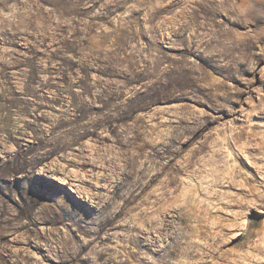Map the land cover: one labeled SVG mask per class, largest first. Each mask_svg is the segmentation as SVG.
<instances>
[{
  "label": "rangeland",
  "instance_id": "obj_1",
  "mask_svg": "<svg viewBox=\"0 0 264 264\" xmlns=\"http://www.w3.org/2000/svg\"><path fill=\"white\" fill-rule=\"evenodd\" d=\"M41 1L0 0V264H264V0ZM43 31L122 69L63 86Z\"/></svg>",
  "mask_w": 264,
  "mask_h": 264
},
{
  "label": "trees",
  "instance_id": "obj_2",
  "mask_svg": "<svg viewBox=\"0 0 264 264\" xmlns=\"http://www.w3.org/2000/svg\"><path fill=\"white\" fill-rule=\"evenodd\" d=\"M38 3L40 5V7H42V8L50 7L52 10H56V8L54 6H52V4H47L48 2L38 0ZM57 7H58L57 9H59V11L62 12L64 18L68 17V12L66 10H64V9H66L64 7H68V5H62V6H57ZM32 31H34V30H32ZM42 35H44L46 37L41 38V39L37 38L40 40V43L39 44L34 43V45H36V47L40 50L47 51L48 47H46V45L52 44L54 46V42H50V40H47V39H52L53 37L50 36L47 33V31H43ZM66 36H67L66 32L65 33L61 32L60 37L59 36L54 37L57 39V46H54L56 52H55V54H50V57L47 58L48 61L54 62L57 64L58 63H65V66H63V68L60 66H57V68H58L57 74L61 76V79H62L61 84L63 86L66 85L65 83H69L70 79H74V80L76 79L77 82H80V79L77 78L78 74H81L83 78H87L88 80H91L90 78L92 75H96L97 78H103L105 80H111L115 77L116 73H118V71H120L122 69V66L119 65V62L114 60L115 57H108V59L105 60L106 62H103L102 64H100V62H96L97 65L95 67L98 68L97 70H93L91 68H84L85 64L82 61V55L84 54L85 48L82 47L83 42H81V43L79 42L80 36L78 34H74V35L70 36L68 39L66 38ZM15 44H17V39H16ZM0 45H2L1 40H0ZM31 51H33V49H31ZM30 55L32 57H36V58H40V59H42V56H43V55H37L36 53L30 54ZM67 55H71V57L74 58L76 62L67 60L65 57ZM97 58L101 59V56L98 55ZM21 60L23 61V63L31 62V63L39 64L38 59H35L36 61L25 60V59H21ZM20 67L24 68V66H20ZM3 68H4V66L2 65V63H0V69H3ZM3 73H5V72L0 71V78H1ZM45 91H48V90L46 89ZM80 96L82 98L88 97V95H86V94L80 95ZM121 101L117 102L119 109L126 108V107H123V105L125 103H127V101L124 99H122ZM103 107L104 108L102 110H96V112L104 114V113H107L109 111V110H107V109H109V108H107V105L103 106ZM121 111H123V110H121ZM139 111H141V110L140 109L136 110V112H139Z\"/></svg>",
  "mask_w": 264,
  "mask_h": 264
},
{
  "label": "bare ground",
  "instance_id": "obj_3",
  "mask_svg": "<svg viewBox=\"0 0 264 264\" xmlns=\"http://www.w3.org/2000/svg\"><path fill=\"white\" fill-rule=\"evenodd\" d=\"M233 187V186H232Z\"/></svg>",
  "mask_w": 264,
  "mask_h": 264
}]
</instances>
